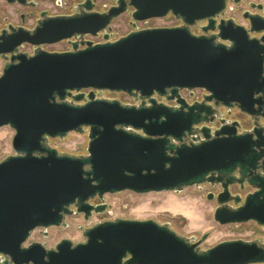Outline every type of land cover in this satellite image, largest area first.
Wrapping results in <instances>:
<instances>
[{"label":"water","instance_id":"95a60500","mask_svg":"<svg viewBox=\"0 0 264 264\" xmlns=\"http://www.w3.org/2000/svg\"><path fill=\"white\" fill-rule=\"evenodd\" d=\"M228 1L240 2L118 0L103 13L84 3L78 14L45 18L32 30L9 25L0 32V128L14 131V155L0 162L1 255L12 264H264V242L223 241L198 251L205 235L181 238L151 220L105 221L86 229L84 242L62 239L52 251L21 248L34 229L104 213L107 194L180 193L206 183L222 189L206 195L217 204L215 222L264 228V18L249 17L246 29L223 18ZM127 10L131 30L111 40L110 23ZM167 15L181 25L136 26ZM204 21L201 35L190 32ZM98 33L101 43L77 41ZM63 41L68 50L43 48ZM23 45L32 54L21 52ZM182 90L203 91L202 101L188 103ZM102 91L142 101L94 94ZM233 108L250 128L238 131L237 121L215 131L206 126L220 109L228 115ZM85 131L84 156L47 144ZM234 184L251 191L232 195ZM94 198L103 203L93 206Z\"/></svg>","mask_w":264,"mask_h":264},{"label":"rangeland","instance_id":"374dc122","mask_svg":"<svg viewBox=\"0 0 264 264\" xmlns=\"http://www.w3.org/2000/svg\"><path fill=\"white\" fill-rule=\"evenodd\" d=\"M38 0V10L46 9L50 13H63L68 10V0H61V7H55V0ZM238 5L228 4L225 17L237 19L243 25L246 23L240 16L241 11L246 8L247 2L261 3L264 5V0H242ZM109 3V0H106ZM230 9H233L231 11ZM25 9L20 4H8L5 0H0V29L5 27L7 23L12 25L20 24L18 19L19 13H26ZM6 18V22H4ZM128 20L127 15H122L113 24L112 27L116 31L113 37L117 38L127 34L131 30L130 25H125L123 21ZM176 23L172 19H152L151 23L154 26H163ZM32 21L25 23V27H31ZM67 45L60 42L54 45L45 46L48 51H63ZM21 52L30 53L33 51L30 45H23L19 48ZM4 66L3 59L0 58V75ZM94 94L106 100H117L121 104H132L129 96L123 93H114L102 91ZM14 131L9 126L0 128V162L8 156L14 155L11 146V141ZM87 133L83 134L69 133L63 140L49 139L47 144L51 148L57 150L59 154L71 156L86 155L87 148ZM218 189H211L207 185L199 187H188L180 193L175 192H160L148 194H134L130 191H124L116 194H107L104 196V203L108 206L106 211L101 214H92L88 220H84L82 215L66 216L64 222L67 227H50L47 232L50 236L49 245H54L61 239H68L73 244L82 243L85 241L83 232L95 226L96 224L113 221L116 219L146 221L151 220L156 224L166 227L181 238L194 237L195 241L205 235L206 238L198 245V251H206L223 241L243 240L247 242H264V228L258 226L255 222L249 221L242 224L220 225L213 219V214L217 208L215 200H207L208 193L216 194ZM178 201L185 209L182 213H168L161 209V206L168 202ZM189 209V210H187ZM187 210V211H186ZM197 214V215H196ZM193 215L200 218L198 223L190 226L189 221ZM202 225H205L204 227Z\"/></svg>","mask_w":264,"mask_h":264},{"label":"flooded vegetation","instance_id":"af4514ba","mask_svg":"<svg viewBox=\"0 0 264 264\" xmlns=\"http://www.w3.org/2000/svg\"><path fill=\"white\" fill-rule=\"evenodd\" d=\"M26 4L22 5L23 8L28 9L29 11L26 13H19L18 19L20 24L18 25H12L10 23H7L5 27H2L0 29V32L3 30H7L9 25H12L13 27H23L27 30H32L34 29L38 22L45 19V18H50V17H56V16H71L74 14H78L81 10L80 6L84 3H87L88 5H93V10L95 12L98 13H103L106 12L109 8H111L112 6L116 5V2L118 0H109L110 2L107 3L106 0H89L86 2V0H68V10L63 12V13H55L52 14L50 13L48 10L46 9H41L38 10V0H25ZM48 2H50L49 0H47ZM241 2H243L242 0H240L239 3L237 4H233L231 1H228L226 4V8L228 4H233V5H238ZM55 7H61L62 3L61 0H55V2L53 3ZM231 11H233V9H230ZM226 11V9H225ZM130 12L129 10H127L125 13L119 15L117 18H115L111 23H110V27L111 30L109 32H107L110 35V39H116L115 37H113L116 33V31L114 30V28L112 27V24L118 19L120 18L122 15H127V19L123 21L124 26L126 25H130V16H129ZM42 15V16H41ZM241 18L243 19V21L246 23V25H243L241 23H239L237 21V19L235 18L234 21L235 23L244 26L246 29L249 28V17H254V16H258L261 18H264V5H262L261 3H252V2H247L246 8L241 11L240 13ZM172 19L174 20L175 26H179L181 25V22L178 19H175L173 16L171 15H167L165 18L162 19ZM223 18L228 19L227 17H225V13ZM4 22H6V18L3 19ZM28 21H32V26L31 27H25V23ZM206 24V22H197L194 26H192L190 28V32L194 35H201L202 32L200 31V28L203 27ZM213 34V32H208L207 35H211ZM261 36V34H255V33H249V37L250 38H259ZM118 38V37H117ZM77 41H92L93 43H101L103 42V34L102 33H98L96 36H90V35H85L82 38H77ZM67 47L66 50H68L70 48V45L67 41H63ZM33 49V48H32ZM180 96L184 99H186V101L190 104L195 103V102H201L202 101V96L204 95V92L201 90L198 91H194L192 93V95L190 94L189 91L186 90H182L179 92ZM154 97L156 98L157 102L159 103H165L171 106H176V104L174 103V101H166V99L164 97H158L156 95H154ZM132 100V104H139L142 100H135L134 98H131ZM221 113H218V115L216 117L213 118L212 122H207L206 126L208 128H210V130L215 131L216 129L220 128L222 125H229L232 122H239L241 124V128L238 129V131H241L243 129H248L251 127L250 122L249 121H245L244 123H241L242 121V115L238 113V111L233 108L228 110L229 114L227 115L226 112L224 113L221 109H220ZM203 185H207L209 186L211 189H218L219 191L216 193H220L221 192V187L219 185H215V186H211L209 184H203ZM230 191L232 195H236V194H246L248 192L251 191V189L244 187L243 189H240V186L237 184H234L230 187ZM90 203L93 206L99 205L101 203H103L102 201H99L97 198H94L93 200L90 201ZM229 207L232 208H236L237 206L233 205L232 202L228 203ZM72 208V207H71ZM107 209V208H106ZM105 209V210H106ZM62 227V226H59ZM66 228V227H64ZM48 229H34L33 231H31L28 235V237L26 238V240L21 244V248H28L29 246H31L32 244H39L45 251H52L55 250V246L62 240H59V242H57L54 245H49V234L47 232ZM12 264L9 260L8 257L3 256L0 254V264ZM30 264V263H29Z\"/></svg>","mask_w":264,"mask_h":264},{"label":"bare ground","instance_id":"6f19581e","mask_svg":"<svg viewBox=\"0 0 264 264\" xmlns=\"http://www.w3.org/2000/svg\"><path fill=\"white\" fill-rule=\"evenodd\" d=\"M161 209L163 211H166L168 213H173V214L182 213L185 211V209L182 207V205L178 201L165 203L164 205L161 206ZM187 210H189V209H187ZM196 215H193L192 218L190 219V221H189L190 226L199 222L200 218ZM202 226L204 227L205 225H202Z\"/></svg>","mask_w":264,"mask_h":264},{"label":"built area","instance_id":"2783aa9c","mask_svg":"<svg viewBox=\"0 0 264 264\" xmlns=\"http://www.w3.org/2000/svg\"><path fill=\"white\" fill-rule=\"evenodd\" d=\"M151 23V20H149V21H142V22H137L136 23V26H137V28L138 29H143V28H148V27H156V26H154V25H152V24H150ZM163 26H175V23H173V24H167V25H163ZM45 47V46H44ZM43 47V48H44ZM45 49V48H44ZM64 51V50H63ZM28 54H32V52H30V53H28ZM195 91H198V90H195Z\"/></svg>","mask_w":264,"mask_h":264}]
</instances>
